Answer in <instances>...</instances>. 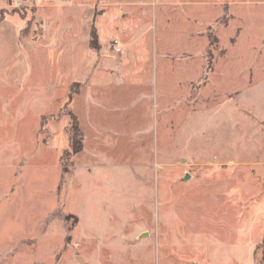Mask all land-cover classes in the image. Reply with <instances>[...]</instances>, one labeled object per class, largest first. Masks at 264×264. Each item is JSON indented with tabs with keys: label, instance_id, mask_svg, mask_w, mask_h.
Returning <instances> with one entry per match:
<instances>
[{
	"label": "rangeland",
	"instance_id": "rangeland-1",
	"mask_svg": "<svg viewBox=\"0 0 264 264\" xmlns=\"http://www.w3.org/2000/svg\"><path fill=\"white\" fill-rule=\"evenodd\" d=\"M8 2L0 20L18 14L41 37L21 74L0 46V264H264V0ZM115 38L134 45L132 65L145 51L180 68L165 108L156 87L173 84L170 65L159 64L155 87L143 62L133 81L146 77L152 94L137 103L138 88L107 72L121 58ZM94 72L130 103L102 122L133 139L118 136L116 158L104 152L90 172L74 159L64 170L69 89ZM75 110L91 123L89 103Z\"/></svg>",
	"mask_w": 264,
	"mask_h": 264
},
{
	"label": "crops",
	"instance_id": "crops-1",
	"mask_svg": "<svg viewBox=\"0 0 264 264\" xmlns=\"http://www.w3.org/2000/svg\"><path fill=\"white\" fill-rule=\"evenodd\" d=\"M8 7H9L8 0H0V9H7ZM19 17L20 16L18 14H14V15L9 14L8 16L5 17V19L0 20V46L5 45V50L8 48L13 51L14 58L16 56V59L18 61H16L17 63L11 61L10 63H13L15 65V68L17 70L19 69L18 71L21 74L22 69L20 63L22 58L28 60L29 62L28 66L30 64L31 68L34 67L35 58L33 57V55L36 54V50H37V46L34 43L38 42L37 37L38 36L41 37V35L38 34L35 23H31L26 20L24 21V19L22 20V18ZM10 22H15L17 28L14 27L12 24H9ZM115 39H117L121 45V52L120 54H118L119 56H121V58L120 61L116 63L119 66L112 65L113 66L112 69H116V70L115 71L108 70L107 72L109 75L119 74V76H116V81L118 82V78L123 81L121 87L125 88V85H128L130 88H133L135 90L136 88H138V91L140 92L137 93V95L140 96H136V98L138 99L137 103H139L142 100L141 94L145 92V90L150 91L152 94V88L150 87L149 81L146 77L144 81H137L138 78L135 81H133L135 76L137 77L140 75L139 73L142 70V66L144 65L143 62L144 61L148 62L147 64L148 68L151 70H147V71L149 72L152 71V76L153 77L155 76V87L157 86L156 75L157 74L160 75L158 69V67H160L159 64H161L162 66H164L165 64L170 65V67L167 68V72H171L169 77L173 80V84L167 85L166 80L164 81L163 79H159L158 86L156 87L157 90L156 95H158V97L156 98V102L158 101L159 104V106L156 105L157 109L162 110L163 108H165L167 103L164 100V95L165 93H167V90H169L168 88L174 87V83L177 79H181L180 76L179 78L176 77L177 76L176 72L177 71L180 72V68L176 66L174 62H171L169 57L164 56L162 59H159L157 61L158 56L155 58L150 57V55L145 53V51L144 53H142L143 57L141 56L136 59H133L135 60V64L132 65V61H131L132 56H129V53L134 47V45H132V42L131 43L126 42L125 44H122L118 38ZM196 45H198L197 42ZM52 46L54 45L52 44ZM66 46H70V45L66 42ZM82 51L83 53L81 54V56H79L81 57V61H79V63H82L83 64L82 67L85 66L86 69V63L88 62V57H86V54H84L85 47H83ZM1 56L3 58L0 57V71L3 70L1 64H6L7 62L3 54ZM138 59L141 60L137 61ZM110 65L111 64L106 66H110ZM96 74L98 73L94 72L93 80H91L87 84H84L83 87L80 88L79 92L73 97V101L71 105L74 114L77 116L75 110L76 104L78 103V101L83 100V102L89 103L91 109L90 113L92 115L91 117L89 114V117L91 118V123H88L87 121L84 122L80 116H77L79 127L84 134V141H83V150L80 153L76 154L73 158L76 167L75 171H77L78 168H81L80 166H82V168L86 169L88 172H90L91 169L93 168L99 167L100 164L99 162L102 161V155L104 154V152L109 160L111 158L112 159L116 158V156L111 157L109 149H110V144L112 142L115 143L116 141H118L117 140L118 136L120 137V141L123 143H125L127 140L130 141L131 139H133L132 137L134 133L133 131H131L130 133L127 132L124 133L121 131L119 133L117 131H113L110 129L109 127L110 125L108 121H105L106 124L102 122L103 118L106 117L107 114L111 112L112 108L114 109L116 107V105H122L123 107L130 108V103L124 106L125 102H120V101L119 103L115 102L111 97V94H113L111 92L114 91L115 89H118L119 86L118 87L116 85L113 86V83L111 82V80H108V78H106V81L104 82L98 81L94 83ZM149 74L150 73H147V75ZM81 76H83V74H81ZM90 76L91 74H88L85 75L84 78L88 79ZM103 76L105 75H101V77ZM93 126L94 129H92ZM155 135L157 134L155 133ZM128 144H129L128 142L124 145L120 144L119 147L122 151H124L126 150ZM129 147L131 150L130 144ZM121 158L123 159V157ZM263 168H264V163H263Z\"/></svg>",
	"mask_w": 264,
	"mask_h": 264
},
{
	"label": "trees",
	"instance_id": "trees-1",
	"mask_svg": "<svg viewBox=\"0 0 264 264\" xmlns=\"http://www.w3.org/2000/svg\"><path fill=\"white\" fill-rule=\"evenodd\" d=\"M94 34H91V40L89 42V46L91 49L98 48V42L94 40ZM210 40V39H209ZM211 41V40H210ZM213 42H209V45L211 46ZM201 83L204 84L206 82V72L201 78ZM78 93V89H69V94L67 97V105L69 106V112H68V125H66V132L68 135V146L63 150V153L60 158L61 168L66 170V168H70L73 166V158L76 154L80 153L83 150V141H84V135L79 127V122L77 116L74 114L72 110V101L73 97ZM43 121H41V127L44 125V116L42 118ZM262 249V256L264 257V238L261 244Z\"/></svg>",
	"mask_w": 264,
	"mask_h": 264
},
{
	"label": "built area",
	"instance_id": "built-area-1",
	"mask_svg": "<svg viewBox=\"0 0 264 264\" xmlns=\"http://www.w3.org/2000/svg\"><path fill=\"white\" fill-rule=\"evenodd\" d=\"M23 0H11V6L13 8H18L21 6ZM113 43V52L119 54L121 52V45L117 39L112 40Z\"/></svg>",
	"mask_w": 264,
	"mask_h": 264
}]
</instances>
